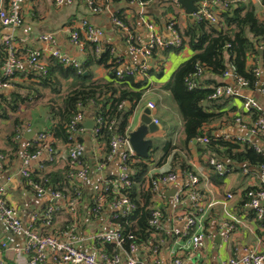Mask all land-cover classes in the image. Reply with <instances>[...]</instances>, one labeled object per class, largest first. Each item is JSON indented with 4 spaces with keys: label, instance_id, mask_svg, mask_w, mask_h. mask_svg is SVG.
Listing matches in <instances>:
<instances>
[{
    "label": "crops",
    "instance_id": "0c3cea01",
    "mask_svg": "<svg viewBox=\"0 0 264 264\" xmlns=\"http://www.w3.org/2000/svg\"><path fill=\"white\" fill-rule=\"evenodd\" d=\"M99 1L102 4L101 12L92 13L84 0H72L62 5H57L55 0H24L18 9L24 20L23 24L15 27H6L0 24V68L6 56L3 41L7 37L11 36L15 40L21 59V63L15 68L10 82L19 86V84H30L35 81L32 76V74L35 75L34 70L28 62L33 51H41V59L46 66L50 64L53 58L43 52L45 43L42 37L45 35L52 34L59 49L82 63L85 60V52L74 45L69 37L70 29L81 19H87L91 24L105 31L104 46H110L116 51L122 58L123 68L141 64L142 58L129 50L125 42L124 32L113 23V16L116 13H121L132 31L144 39L148 38L146 27L148 20L157 23L161 35L165 39L173 38L164 18L166 4H163V0ZM251 1L256 12L259 10L257 13L259 15L261 11L260 2L258 0ZM6 5V0H0L1 8ZM178 6H175L177 22L181 28H184L189 19L184 9L181 6V9L177 8ZM192 54L191 49L185 48L180 52L172 51L166 56L158 53L157 57L150 59V70H159L157 64L161 60L164 72L160 76L153 72L145 77L148 78L151 87L144 92L129 124L130 130H135L141 124V116L145 108H148V102H154L156 108L151 110V115L153 121L154 119L159 120V129L149 136L154 139L151 156L152 162L156 166L155 173L175 170L178 175L177 186L185 184L188 180L187 173L183 172L180 165L173 160L174 154L177 153L186 161L187 165L191 166V170L200 176L201 188L214 201V205L205 218L206 220L210 217V225L205 228L213 234V242H210L208 247L201 251L193 249L190 244V236L184 235L183 222L175 221V215L182 208L180 205H173L170 197H166L164 202L167 205V215L163 222L165 243L159 253L162 264H168L175 255H180L185 264H220L223 259L228 257L242 256L245 250L264 252V228L259 227V223L248 209L244 212L240 211L238 205L241 201L240 197L227 205L228 209L240 220L235 230L229 233L228 230L220 228L218 225V217L225 206L226 189L229 187L230 190H237L247 186L256 180V174L236 171L226 176L222 185H217L211 180L212 168L197 144L190 142L187 147L182 145L185 128L184 118L172 94L163 89L162 84L167 82L179 66ZM93 70L95 79L103 81L110 79L107 68L98 66L94 67ZM233 78L224 77L220 81L232 85L237 90L239 87ZM139 79L142 78L136 77V80ZM207 87L210 88L213 85ZM13 90L18 89L17 87L8 88L4 92L9 93ZM240 92L243 97L258 100L264 110V95L260 88L256 90L243 88L240 89ZM243 97H233L229 104L222 109V116L203 128L205 132H213L218 137H252L247 129L240 127L235 120L233 121L236 116H240L244 120H251L252 118V114L242 108ZM93 119V116L87 113L84 123ZM51 124L52 121L43 103L36 100L21 105L19 111L10 113L8 118H3L0 114V152L7 156V163L0 168V188L5 189L6 198L24 223H27L35 212H43L51 204L60 206L51 225L37 224L36 230L41 233H52L61 239H65L68 231L72 228L74 230L76 228L82 236L97 230L113 229L115 223L111 218L112 208L109 203L105 205L104 211L98 216H93L89 208L94 195L101 189L105 180L116 176L118 172V156L107 163L104 168H100L101 160L105 154L103 144L95 138L94 128L86 127L85 133L82 135L85 159L90 166V176L87 181L75 180L82 186L83 190L77 204H70L65 200H56L50 194L38 197L28 180L22 175V171L26 168L33 173L40 170L50 173L61 170L69 164L70 147L62 140L56 141V158L53 163L46 162V153H42L28 164L25 163L22 156L24 141L33 140L40 131L48 129ZM211 129L213 130L211 131ZM17 134L22 135L20 139H16ZM29 136L31 138H28ZM254 140L261 142L257 137H254ZM167 142L172 143L173 148L169 154L165 155L164 146ZM43 164L44 168L40 169V165ZM54 179L57 181L56 178ZM65 188L70 191V185ZM69 199L74 200L75 197ZM212 209L214 212L211 214ZM227 234H229L228 240L226 239ZM25 243L26 237L21 233H14L9 230L0 216V259H5L7 264H27L26 256L22 252ZM80 248L91 249L89 245L83 243L80 244ZM145 248L148 249V243L142 245L139 256L144 260H149V252Z\"/></svg>",
    "mask_w": 264,
    "mask_h": 264
},
{
    "label": "built area",
    "instance_id": "2783aa9c",
    "mask_svg": "<svg viewBox=\"0 0 264 264\" xmlns=\"http://www.w3.org/2000/svg\"><path fill=\"white\" fill-rule=\"evenodd\" d=\"M24 0H6L7 5L0 7V24L2 26L15 27L23 24V17L19 14L18 9L20 4ZM72 0H55L57 5H62ZM92 13H99L102 10V4L99 0H84ZM215 5H226L225 0H212ZM245 0H232L231 2H240ZM261 5L260 18L264 20V1L258 0ZM209 4V1H202L198 3V10L193 13L195 20H201L207 18L211 23L216 24L219 22L220 17ZM113 23L124 32L125 42L129 50L142 58V63L133 67L123 68L122 58L111 48V52L118 59L117 75L121 76L123 73L128 75L144 78L148 77V71L150 69V59L152 58V50L154 48H164L169 45L180 46L182 44V37L174 29V25H167V28L172 32V39H165L160 32V29L156 22L148 20L146 27L148 31V38L144 39L141 36L135 34L128 24L115 18L113 16ZM105 31L97 26L91 24L87 19L79 20L70 29L69 37L70 41L84 51L85 41L96 44L97 54L103 51ZM45 43L43 52L49 54L53 59L64 65H73L80 68L81 63L72 58L66 52H63L57 46V41L52 34L42 37ZM3 44L5 46L6 58L0 68V93L8 88H14L15 85L10 82V77L13 76L15 68L20 65L21 59L17 55L18 48L13 37H7ZM29 64L33 70L38 73L45 74L47 72L46 64L41 59V51H33L29 58ZM201 72V71H200ZM254 72L258 77L256 89L261 90L264 95V68H255ZM226 75H232L227 73ZM1 78H9L4 81ZM190 87H194L193 82L189 83ZM237 85L239 89H235L230 84L218 85L213 87V92L210 98H220L223 96H240V89L248 88V81L244 78L237 79ZM123 105V104H122ZM120 105V107H122ZM150 110L156 108L154 102H148L147 104ZM242 108L244 111L250 113L251 110L260 112V116L253 120H244L240 116L235 117V122L242 128L249 131L252 137L242 136H225L227 139L236 138L240 141L251 142L257 151L264 153V110L258 100L250 97H243ZM86 119L85 112H78L69 123L70 133V158L74 172L70 174L73 180L87 181L90 176V166L83 162L82 157L85 154V146L80 137L85 133L86 126L84 121ZM95 128L94 135L98 133L96 125H100L103 119L98 117L94 118ZM155 123H159L158 119H154ZM21 134H17L16 139L21 138ZM130 133L127 135H121L120 133H114L110 141V153L105 158L104 162H101L100 168H104L107 163L118 156V172L114 177L107 178L98 192L94 195L92 202L90 203V213L93 216L100 215L107 203L112 208L111 218L112 221L117 219L119 215H124L126 211L135 208V204L131 201L130 197L126 193V190L133 185L131 161L137 156L134 152L130 140ZM254 137L260 139L261 142L254 140ZM33 142L36 143L37 150L32 152L31 148ZM207 144L209 142L207 137L198 138L197 141ZM55 138L52 134L46 131H40L33 140L27 139L24 141L22 149V156L25 163H30L32 160L37 159L42 153H46L47 163H51L56 158ZM139 157V156H137ZM212 169L222 176H229L235 171L229 168L225 162L218 161L215 157L205 154ZM141 158V157H140ZM143 162L147 166L146 173L143 177V182L139 184V189L142 191L151 180L152 191L154 193L155 206L153 208L152 218L150 219V225L155 227V231L159 232L163 230V212L161 205L165 204L166 197H170L173 205H180L182 209L175 215V221L183 222L184 235L188 236L190 231L193 232L190 235V244L195 250H205L210 242H213V234L209 232L204 225L206 215L210 208L214 205V201L211 200L201 188L200 176L194 171H187L188 180L182 186H177L178 175L175 172H162L155 173L156 166L153 162L143 158ZM7 163V156L0 152V168ZM44 168V164L40 165V169ZM243 171L246 173H252V169L243 166ZM32 171L28 168L22 171V175L28 180L29 185L36 192L38 197H43L46 194H50L52 198L56 200H65L70 204H77L79 196L74 200H70L60 191H52L47 189L44 183L35 181L32 177ZM256 174V180L244 187L237 190L226 189V201L224 202V208L218 217V225L220 228L228 230L229 233L234 231L240 220L228 209L227 205L236 198H242L243 193L247 192L248 201L245 203V208L248 210H254L255 219L259 223V227L264 228L261 225V221L264 218V165L253 172ZM175 187V193L173 195H167V191ZM112 194V198L109 199L108 195ZM60 209L59 205H49L43 212H35L27 223H24L16 213L15 208L8 201L5 196V189L0 188V216L9 230L14 233H21L26 237V243L23 247V254L26 256L27 264H162L159 253L161 247L165 243V237H162L160 233L153 232L151 240L148 242L149 260L140 258L139 252L143 244H137L132 241L128 246L125 245L126 236L123 234L120 226L115 223V227L110 230H97L93 231L86 236L80 235L76 228H72L67 233V238L61 239L55 234H44L36 230V226L39 222L46 225H51L55 213ZM130 240L134 239V235L128 236ZM229 234L226 239L228 240ZM87 244L91 247L90 250L80 248V244ZM99 243H112L114 244L117 252L109 253L102 247H99ZM5 245V244H4ZM0 264H7L5 259H0ZM168 264H185L183 258L180 255L172 257ZM220 264H264V252L258 250H245L242 256H231L223 259Z\"/></svg>",
    "mask_w": 264,
    "mask_h": 264
},
{
    "label": "trees",
    "instance_id": "16d2710c",
    "mask_svg": "<svg viewBox=\"0 0 264 264\" xmlns=\"http://www.w3.org/2000/svg\"><path fill=\"white\" fill-rule=\"evenodd\" d=\"M231 1L225 0L226 5H214L212 8L215 12L218 11L220 17L218 23L213 24L207 18L194 22L187 20L186 26L181 28L177 22V14L172 11L174 5L179 4L175 0H163V4H166V7L164 6L166 8L164 12L166 23L167 25L173 24L174 29L183 40L180 46L169 45L162 49L154 48L152 57H157L158 53L166 56L172 51L180 52L185 48L193 51L192 56L179 66L167 82L162 84V88L172 94L184 118L182 145L187 147L190 142L207 137L209 140L207 144L202 145V143L196 142L197 147L204 155L208 154L218 161L225 162L235 172L243 171L244 166L251 168L253 173L264 165L263 152L257 151L251 142L240 141L236 138L227 139L225 136L218 137L213 132H205L203 129L220 118L223 114L222 109L229 104L233 97L237 96L210 98L213 87L225 85L220 79L234 77L233 79L237 81L238 78H244L248 81V88L256 90L258 77L254 69L264 68V54L260 55L256 48V44L264 48V20L257 14L251 0ZM114 16L128 24L121 13H116ZM111 48L105 46L103 51L97 54L96 44L85 41V60L81 63L80 68L64 65L52 59L46 66L45 74L34 70L35 75L32 74V76L35 81L30 84H19V86L14 84L18 90L0 93L1 117L8 118L10 113H17L23 104L34 100L41 101L52 121L51 126L44 131L53 135L55 145L57 140H62L69 145V123L78 112L90 113L93 118L100 117L103 122L96 125L98 133L95 138L103 144L105 155L101 162H104L111 150L112 135L120 133L125 136L131 132L129 128L131 116L144 92L151 87L148 78L136 80L134 76L126 73L118 76L116 70L119 63L111 52ZM17 55L19 56L18 51ZM160 61L157 64L159 70L149 69L148 74L153 72H156L158 76L163 74L164 69ZM98 66L108 69L109 80L95 79L93 68ZM227 73H232V75L228 76ZM1 79L6 81L9 78ZM190 82H193L194 87H190ZM209 85H213V87H207ZM127 103L130 104L128 109H126ZM250 113L253 120L261 114L256 110H251ZM80 141H82V137H80ZM172 148V143L167 142L164 146L165 155L169 154ZM31 150L32 152L37 150L36 143L33 142ZM145 159L152 162L151 155ZM82 160L87 164L85 154ZM173 160L180 165L183 172L191 171V166L187 165L186 161L177 153L174 154ZM71 161L70 158L69 164L61 170L50 173H45L43 170L35 171L32 173V177L35 181L44 183L47 189L60 191L71 199L77 197L79 193L83 194V190L82 186L70 177V174L74 172ZM131 169L133 185L126 190V193L135 204V208L114 219V223L120 226L126 236V246L132 241L137 244H146L151 240L152 233L157 232L155 227L150 225L155 206L151 180L142 191L139 189V184L143 182L147 170L143 158L136 156L131 161ZM170 171L175 172V170ZM210 177L213 183L222 185L226 176L219 175L212 169ZM69 185L70 191L65 188ZM108 198H112L111 193ZM247 201V192H244L238 203L240 211L247 210L245 208ZM161 210L164 222L167 205H161ZM249 211L255 216L254 210ZM213 212L212 209L211 214ZM209 220L210 217L204 221L205 227H209ZM261 225L264 227V218ZM192 232L193 230L188 236ZM157 233H160L162 237L165 236L163 230ZM44 234L52 233L45 232ZM130 234L134 235L133 240L128 238ZM98 246L109 253L117 252L112 243H99Z\"/></svg>",
    "mask_w": 264,
    "mask_h": 264
},
{
    "label": "water",
    "instance_id": "95a60500",
    "mask_svg": "<svg viewBox=\"0 0 264 264\" xmlns=\"http://www.w3.org/2000/svg\"><path fill=\"white\" fill-rule=\"evenodd\" d=\"M186 12L188 19L192 22L195 21L193 13L198 10V3L202 1L212 0H175ZM258 53L262 55L264 53V48L256 44ZM206 104V101H204ZM130 108V104H126V109ZM87 128H95L94 119L90 122L84 123ZM159 129V125L153 121L151 110L145 108L141 116V124L130 132L129 140L131 146L137 156L141 158H148L151 155V151L154 146V139L149 135L154 134ZM28 138H31L29 136ZM175 193V188L169 190L167 195H173Z\"/></svg>",
    "mask_w": 264,
    "mask_h": 264
},
{
    "label": "rangeland",
    "instance_id": "374dc122",
    "mask_svg": "<svg viewBox=\"0 0 264 264\" xmlns=\"http://www.w3.org/2000/svg\"><path fill=\"white\" fill-rule=\"evenodd\" d=\"M209 4L211 5V7H214V2L213 1H211V2H209ZM175 6H178V5H174V7L172 8V11H174L175 12ZM177 8H180L181 9V7L180 6H178ZM257 13H259V10H257ZM184 50V49H183ZM174 71V70H173ZM173 73V72H172ZM174 157V156H173Z\"/></svg>",
    "mask_w": 264,
    "mask_h": 264
}]
</instances>
